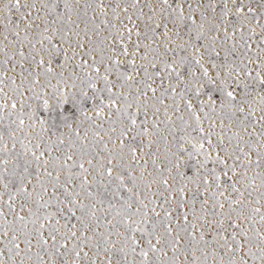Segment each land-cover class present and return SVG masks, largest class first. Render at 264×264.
Here are the masks:
<instances>
[{
	"label": "snow or ice",
	"instance_id": "snow-or-ice-1",
	"mask_svg": "<svg viewBox=\"0 0 264 264\" xmlns=\"http://www.w3.org/2000/svg\"><path fill=\"white\" fill-rule=\"evenodd\" d=\"M0 264H264V0H0Z\"/></svg>",
	"mask_w": 264,
	"mask_h": 264
}]
</instances>
